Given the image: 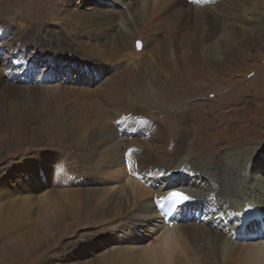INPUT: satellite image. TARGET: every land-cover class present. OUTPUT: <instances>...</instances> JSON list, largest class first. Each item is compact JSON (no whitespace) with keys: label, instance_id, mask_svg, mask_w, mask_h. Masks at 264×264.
Returning <instances> with one entry per match:
<instances>
[{"label":"rangeland","instance_id":"obj_1","mask_svg":"<svg viewBox=\"0 0 264 264\" xmlns=\"http://www.w3.org/2000/svg\"><path fill=\"white\" fill-rule=\"evenodd\" d=\"M6 1L3 0L4 7L0 6V177L5 174L8 181L4 180L6 184L0 187V264H138L140 257L142 264H159L151 260V256L147 258L143 251L162 232L159 228L162 223L156 214L137 209L139 203L149 207L152 200L156 202V187L150 174L156 168L146 164L144 172L150 175L145 177L137 169L136 156L142 158L145 146L152 148L154 142L144 144L146 136L158 138L157 127L165 125L163 120L173 118L172 115L177 117L182 109L193 116L190 118L192 136L187 137L193 145L190 143V152L195 147L194 141L199 147L205 146L209 139L208 129L212 131L216 125L215 115L221 117L216 138L219 148H227L225 136L232 143L241 141L243 136H250L252 144L243 142L242 148L261 145L264 141V0H211L191 11L178 9L179 6L167 0L158 1L155 6L143 5V0H139L140 4L133 5L132 9L151 13L154 18L152 23L143 21L139 26L135 25L131 15L125 18L123 10L117 12L121 7H113V0H102L105 6L110 7H98L100 12L92 9L96 6L92 5V0L86 7L81 5L83 0H9L8 4ZM93 11L96 22L92 20L93 16L87 15ZM137 42H140V47ZM68 58H72L70 60L76 62V66L87 65L91 69L89 75L74 78L73 63L67 61ZM76 79L82 81L81 86L76 85ZM141 95H147V104L140 99ZM136 101H139L138 106ZM128 108L129 112L122 113ZM142 108L146 113L141 112ZM224 111L235 114L225 120ZM149 113L151 116L147 117ZM131 114L135 118L129 116ZM250 116L255 121H249L252 120ZM253 124L255 129H251ZM82 125H89L91 130L87 135L85 132L84 137H79L76 130ZM111 128L117 132L116 137ZM103 129L106 132L102 134ZM180 129L186 128L182 126ZM247 132L250 133L248 136ZM96 134L101 135L95 137ZM132 139L144 145L141 150L134 145L130 147L131 152L128 149L123 153L120 164L103 165L109 159L107 156L115 141L119 146L121 143L132 145L129 142ZM76 146L79 149L89 147V150L84 154L76 150ZM139 151L141 153H137ZM194 154L197 152H192ZM241 155L245 158L246 154L242 151ZM90 158L92 165H88ZM215 158L219 159L217 155ZM80 162L93 169L92 178L96 182L92 186H88L87 179L86 182L77 179L80 176L76 174L87 173L77 167ZM251 167L250 173L264 175V153ZM227 172L233 173L232 170ZM117 176L120 177L116 179ZM46 177H49L50 186L45 187L44 183L39 192L36 183L38 180L41 183V179ZM196 178L204 181L200 173ZM16 186L22 187V191L16 193ZM54 186L70 189L73 194L83 192L87 187L97 188L105 191L102 193L104 199L113 191L124 196L126 189H133L138 197H132L131 206V203H126L129 211H123L122 220L112 215L117 207L109 208L101 197L97 205L102 212L91 216V222L85 219L80 222V217L85 215L80 213L73 219L66 218L65 235L49 239L50 246L40 249L29 234L36 229L38 221L34 215L37 214L33 212L31 218L26 214L33 209H26L32 196ZM201 186L194 184L191 190L199 192ZM237 191L243 195H258V190L249 186L238 187ZM37 199H34L35 205L39 204ZM73 202L74 208L71 209L76 214V199ZM204 205L211 211L208 210L202 219L199 216L200 222L206 221L216 209V204L209 201H204ZM254 207L263 212L259 206ZM106 208H112L108 213L113 217L105 216ZM154 208L158 214V204ZM97 215L103 216L100 217L102 220ZM244 220L243 216L242 226L248 228L251 222ZM77 223L80 226L76 227ZM236 223L231 213L223 225L235 241L238 240ZM172 227L178 228L179 224L176 222ZM189 229L194 228L189 226ZM107 230L111 238L105 239L106 242H102L100 237L94 238L97 232L105 235ZM196 230H205V223ZM200 235L204 233L200 232ZM5 242H11V248L5 247ZM183 245L176 251L178 257L186 264H197L196 259L185 255ZM123 246L135 247L141 254L125 251L127 254L123 255L124 250H117ZM238 260L230 264H253L248 260Z\"/></svg>","mask_w":264,"mask_h":264},{"label":"bare ground","instance_id":"obj_2","mask_svg":"<svg viewBox=\"0 0 264 264\" xmlns=\"http://www.w3.org/2000/svg\"><path fill=\"white\" fill-rule=\"evenodd\" d=\"M88 1H90V0H83V3L81 5L83 7H86L88 4L87 3ZM92 1H94V3L92 5L95 4L97 6V8L95 6L92 9H95L97 12H100V10H101V9H98V7L99 8L100 7L105 8V7L109 6V5L105 6L106 4H104V1H102V0H100V1L99 0H92ZM138 1L139 0H136V1L135 0H113L112 4H113V7H115V8L118 6L121 7V9H120L121 11L118 10L117 12L120 13L123 10L122 15L125 16V18L126 17L128 18L129 15H131L136 26H139V24H141L143 21H146L147 23H152V19H154V18H153V15L151 13H145L144 11L139 13L137 9L136 10L132 9L133 5H134V7H136L135 6L136 4H140V1L139 2ZM158 1L162 2V1H166V0H143V2H144L143 5L147 3L149 6L150 5L155 6L158 4ZM167 1H171L172 5L179 6L178 9L184 8L185 10L191 11L193 9H196L198 6L206 5L211 0H193V1H191V0H167ZM6 2H7L6 4H8L10 1L7 0ZM2 3H4L3 0H0V6L4 7ZM184 3H186V5ZM122 4H125L126 7H124ZM160 5H161V3H160ZM158 7H159V5H158ZM94 14H95V11L90 12L87 15L90 17L93 16L92 20L94 22H96L94 20V16H96V15H94ZM119 21H120V19H119ZM113 29L116 30L117 28L113 25ZM119 30H121V29H119ZM13 37H14V35H13ZM109 37H110V35H109ZM102 47H100V48L102 49ZM211 56H213V55H211ZM90 57H93V56H90ZM70 59H72V58H68L67 61L73 63L72 67L75 71L74 78L80 77L82 75L83 76L89 75L88 73L91 71V69L87 65L76 66V62H74ZM96 60H98V59H96ZM5 75L7 76V74H5ZM74 80L75 79H73V81ZM81 82L82 81L80 79H76V85L77 86H81ZM50 93H52V92H49V94ZM109 95H111L112 101H115V100H113V98H114L113 95L111 93H109ZM149 97L151 99L152 96H149ZM169 98H173V96L169 97ZM101 99H105V98H101ZM101 99H100V102H101ZM140 99L147 104V101H148L147 95H144V96L141 95ZM43 102L50 103L49 101H46V100H43ZM122 102L124 104V98H123ZM135 103H134L135 105H137V106L139 105V101H136ZM142 111H143V113H146V112H144L143 108H142L141 112ZM127 112H129V108H128V110L122 111V113H127ZM139 112H140V110H139ZM231 112L232 111H228V113L226 111L222 112L225 120L231 119V117L235 114L234 112L233 113H231ZM137 113H138V111H137ZM124 115L126 116V114H124ZM135 115H136V117L138 116V114H135ZM129 116L135 118V116L132 114ZM150 116H151L150 113H149V115L147 114V117H150ZM175 116L172 115L173 118L163 120V122H165V125L163 124V125H159L157 127V132H159L158 138H156L155 136H154V138H151L148 135L146 136L147 140L144 141V144H146L147 142H154L151 149L146 148V146H145V148H142L143 144L140 141L133 142L135 139H132L131 141H129L132 143V145L123 144V143H121V146L115 145V143H117V141H115L116 140L115 139L114 140L115 143L112 146L109 155L107 156V158H109V159L106 160V162L103 164L104 166L105 165H112V164L113 165L120 164L123 161V159H122L123 153H125L126 151H128V149H130V147L135 145V148L137 147L139 150H141V148L145 150V153L143 154L142 158H140L138 154H137L138 157L136 156V158H137V169L140 172L142 171L145 174V177L152 174V177H153L152 184H153L154 188L156 187L157 199L160 198V200H161V202L159 203L161 208L164 205V196H166L171 189L183 190L184 192H187L188 194L192 195V202L194 204L191 207V210L187 213V215L186 214L179 215L177 212L169 223L165 222L164 216L160 212H158V214L156 213L157 210H155L154 206H156L157 203L155 201L152 200L150 203L151 205H150L149 200H148V205H150L149 207H146L145 204H143V203L138 204V205H140V207H138L137 209H140V210L144 211L145 213L149 212V213L156 214V218L159 217L160 221L162 223V226L159 227V228H161L162 232L158 231L159 234H157L156 239L154 238L155 237L154 236L153 237L154 240H152V241L150 240L151 241L150 247L147 250H144L143 252H145V254L148 255L147 258H149V256H151L150 259L155 261V262H158L159 264H170L172 261L174 262V264H186V262L183 261L181 257H178V254H176L177 249H180V246H182L183 245L182 243H184L183 246H185V252H186L185 255L191 256L192 259H196L197 262L196 261L195 262L197 264L198 263H200V264H230V263L237 262L238 259L248 260L249 262H251L253 264H264V230L260 227L261 222H257L255 220L249 225L248 228H245L242 226V218H243L244 213L245 212L249 213V211H245V207L248 204L257 205L264 212V202L262 203V201H263L262 196L264 197V175L261 176L258 174L256 176L252 172L250 173V170L252 168L251 165H253V163H257L258 156L261 153H264V141H261V145L253 144L251 147L247 146V148H242L243 142H246L247 145L252 144V138L250 136L249 137L243 136L241 141H239V142H236L233 140L235 143L228 142V137L225 136L226 143H228L225 146L227 148L226 149L219 148V146L216 142V138L218 137V131L220 129L219 123L221 121V117H218V115H215L214 116V119H215L214 124H216V125H214L212 131L210 129H208L209 130L208 131L209 139L207 140V142H205V146L199 147L196 145V142L194 141L193 144L195 145V147L192 148V152L193 153L197 152V154L192 155V152H190V146L192 145V143L190 141V143H191V145H190L189 141H187L188 140L187 137H189L190 135L192 136V129H191V124H190V122H191L190 118L193 117L192 113L183 112V109H182V111H180L178 113V116L177 117H175ZM250 118L252 120H249V121H255L253 116H250ZM158 119H159V117H158ZM155 120H156V118H155ZM137 122L138 121H136L135 123H137ZM182 126H185V128L187 130L186 129H180ZM254 126H255V124H253L251 126V129H253V128L255 129ZM188 129H190L191 131L189 130V132H188ZM90 130L91 129L89 128V125H86V126L82 125L79 130H76V134L79 137H84L83 134L86 132V135H87ZM111 130H112V132H115L114 129L111 128ZM122 130H124V129L122 128ZM105 132H106V129H103L102 134ZM140 133H145V131H141ZM131 134L132 135H138L139 133H131ZM249 134L250 133L247 132V135L246 134H244V135L248 136ZM4 135L6 136V134H4ZM100 135L101 134H96L94 136L98 137ZM117 135H118L117 132H115L114 137H116ZM10 138L7 140H10ZM234 138H236V137H233L232 139H234ZM263 138H264V136H263ZM88 140H91V138L89 137ZM169 143H172V146L168 147ZM76 150H79L80 152L87 154L89 147L79 149V147L76 146ZM242 151L246 154L245 158H243L241 155ZM130 152H131V149H130ZM130 152H129V154H131ZM234 152H236V154ZM121 153H122V155H120ZM137 153H141V151H139ZM189 155H191V157L188 158L189 160H186L185 158H187ZM216 155L219 159L215 158ZM82 156H84V155H82ZM118 156L120 157V159H116ZM184 159H185V161L183 163L182 161ZM86 163H88V162H86ZM92 164H93V160H92V158H90L88 165H92ZM146 164L151 165L152 168L155 167L156 170L152 171L150 174L144 172V169H145L144 167ZM84 166L81 164V162H80L79 166L77 164V167L82 168V170H85V172H87L86 174H76V175L80 176V177H77V179L83 180L85 182L87 179V182L89 184L88 186H92L96 182L94 180V178H92L94 175V174H92L93 169L90 168L89 166L88 167H84ZM139 166L142 167L143 170ZM79 170L82 171L81 169H79ZM227 170H232L233 173L230 174L229 172H227ZM199 173L204 177V179H203L204 181L196 178V176H199ZM2 175L3 176L0 177V187L2 186L3 183L6 184V181H8V180H6L5 174H2ZM161 175H163V176L159 177ZM167 176H169V177H167ZM190 176H192V177L190 178ZM119 177L120 176H117L116 179H118ZM188 178H189V180H187ZM4 180H6V181H4ZM48 180H49V177H46L44 179H41V183L39 180L37 181V183H40L38 185L36 183V188L39 192L44 187V183H45V187L50 186V182ZM163 180H166V181L162 182L160 184L156 183V182H160ZM179 181H180V183L177 186L171 187V185H173L174 182H179ZM194 184H196V185L202 184V186H201L202 190H200V187H197L200 190L199 192L197 190H191V186ZM14 185H16V184H14ZM246 186H249L251 188H255L256 190H258V195H252V193L251 194L249 193L248 195H243L242 192L237 193L238 187L244 188ZM14 189H16L15 190L16 193H19L18 191H20V192L22 191V187L19 188V186L14 187ZM29 189H30V191L32 190L31 188H29ZM54 190H57V192L51 193ZM104 192H105L104 190H100L97 188L94 189L92 187H87L83 190V192L78 191L77 193L73 194V193H71L70 189L57 188L56 186H54V187L48 188L47 191L41 192L40 193L41 195L38 193H37V196L31 195L32 197L30 199V203H28L29 208L26 209V207L25 206L24 207L26 210H28V209L32 210L33 209V211L30 214L27 213L26 215L31 217L33 212H35L37 214V215H34V216H36L35 220L38 221L36 226H35L36 229H34V231L29 233V234H31L32 242L38 244L37 247H39L40 249H44V247H46V245L50 246L51 242L48 241L49 239L52 240V239H55L56 237H59L60 235H63V234L65 235V232H63V231L65 230L66 218L67 219H69V218L73 219L75 216H78V213L83 214V215L85 214L84 217H80V219H79L80 222H83L84 219L89 220V218L91 216L96 215L95 213L102 212V209L100 207H98L97 204L98 203L100 204V202H98V201H101L100 198L103 197L102 193L104 194ZM126 194H127V196H126ZM126 194L124 196H122V195L116 194L113 191V193L111 192L110 196H106L105 199L103 197V199H104L103 201H105L104 203L106 206H108V207L114 206V209H116L115 206L117 207V210L115 212L112 211L113 207L110 209L112 211V215L114 216V218L120 217L119 219L122 220L121 216H123L125 214V213L123 214V211H126V212L129 211V208H128L129 204H126V203H128V202L131 203L130 201H131L132 197L134 199L136 197H138L137 193L133 189H126ZM153 195H154V193H153ZM123 197H125V199H122ZM37 198H39V199H37ZM15 199L17 200V198H15ZM34 199H37L36 203L39 202V204L35 205ZM74 199H76V207H75L76 214H75V210L72 211V209H71V207L74 208L72 205L74 203L73 202ZM138 199H136V200H138ZM116 200H118V202H116ZM13 201H15V200H13ZM23 201L24 200H22V202ZM204 201H209L212 204H216V209H214L211 212V214H209L210 216L208 217V219H206V221L200 222L199 216H200V219L205 217L206 213H208L207 211L210 208V207H205ZM224 202H226L227 204H224ZM69 204H71L72 206H69ZM131 205H132V203L129 206H131ZM46 206H47V209H45ZM16 207L18 208V206H16ZM22 209L24 210V208H22ZM107 210H106V212H103V213L107 214L105 216L107 218H109L112 215H109L108 212L110 210H108V211ZM6 211H7V209H6ZM41 211H43V213H41ZM17 212H19V211L16 210V213ZM61 212H63L64 214H62ZM162 212H163V209H162ZM115 213H116V215H114ZM231 213H233L234 219L237 222L236 223V226L238 228V236H237L238 240L237 241L232 240L231 238L233 236H230L228 234V232L223 228V225L229 220ZM13 214H15V213H13ZM26 215L25 216L23 215V216L26 217ZM100 217H103V216H100ZM100 217L98 219L102 220V218H100ZM189 219H192V222H188ZM17 220H18V217H17ZM218 220H219V222H217ZM21 221H23V220H21ZM77 221L78 220L76 219V222ZM110 221H108V222H110ZM12 222L14 223V221H12ZM176 222L179 224V227L178 228L172 227L174 224H176ZM262 222L264 223V215H263ZM71 223L74 224V222H72V221H71ZM202 223H205V230H199V231L203 232L204 235L198 236L200 234V232L197 231L196 229H198ZM209 223H211V225H208ZM115 224H118V223L116 222ZM78 226H80L79 223L76 224V227H78ZM147 226H149V229H150V225L147 224ZM189 226L191 228H194V229H189ZM113 227L115 228V226H113ZM108 230L106 232L104 231L105 235L104 234H98V232H97L93 236H96V237H94L96 239L98 237H100L99 239H102V242H106L105 239L111 238L110 234H108L109 233ZM102 235H104V236H102ZM107 235H108V237H107ZM241 237L244 239L243 241H241ZM136 238H138V233H136ZM7 240H10V238L7 237ZM44 241H46V242L43 245ZM21 243H25V242L21 241ZM28 244H30V243H28ZM80 245H81V241H80ZM4 246L11 248V242L10 243L5 242ZM1 249H2V247H1ZM117 250H124V253H122L123 255L127 254L129 252L131 254H134V255L141 254V253H139V250L135 249V247L133 248V247H129V246H123V247L117 248ZM181 250H182V248H181ZM125 251L127 253H125ZM185 252H183V253H185ZM110 254H108V255H110ZM112 254H114V253H112ZM119 256L121 257V255H119ZM103 257H105V256H103ZM114 258L116 259L115 256H114ZM141 258L142 257H140L138 259L136 258L139 261L138 262L136 260L138 262V264L139 263L142 264ZM118 259H120V258H118ZM122 259H124V258H122ZM125 260H126V258H125ZM127 260H128V262L130 261L129 258ZM104 261H106V260H104ZM132 261L133 260H131V262ZM108 262H109V260H108ZM145 263L146 262H144L143 264H145ZM124 264H127V262ZM147 264H150V263H147ZM238 264H241V263H238Z\"/></svg>","mask_w":264,"mask_h":264},{"label":"snow or ice","instance_id":"obj_3","mask_svg":"<svg viewBox=\"0 0 264 264\" xmlns=\"http://www.w3.org/2000/svg\"><path fill=\"white\" fill-rule=\"evenodd\" d=\"M137 46H138V47L141 46L140 42H137ZM181 195H182V194H180V193H172L171 196L168 197L167 199L170 200L172 197H175V196H181ZM162 199H163V198H162ZM183 199H184L185 201H187L189 198H188L187 196H183Z\"/></svg>","mask_w":264,"mask_h":264}]
</instances>
